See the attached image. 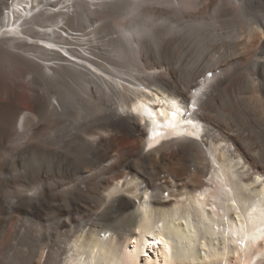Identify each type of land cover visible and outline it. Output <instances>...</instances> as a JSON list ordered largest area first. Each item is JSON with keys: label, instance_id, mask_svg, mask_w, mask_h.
Segmentation results:
<instances>
[{"label": "bare ground", "instance_id": "obj_1", "mask_svg": "<svg viewBox=\"0 0 264 264\" xmlns=\"http://www.w3.org/2000/svg\"><path fill=\"white\" fill-rule=\"evenodd\" d=\"M0 264H264V0H0Z\"/></svg>", "mask_w": 264, "mask_h": 264}, {"label": "rangeland", "instance_id": "obj_2", "mask_svg": "<svg viewBox=\"0 0 264 264\" xmlns=\"http://www.w3.org/2000/svg\"><path fill=\"white\" fill-rule=\"evenodd\" d=\"M70 57H71V58H74L73 55H71ZM75 57H76V56H75ZM165 196H167V195L165 194ZM149 241H153V239L150 238ZM134 242H135V241H134ZM134 242H133V243H134ZM133 243H131V244H133Z\"/></svg>", "mask_w": 264, "mask_h": 264}, {"label": "snow or ice", "instance_id": "obj_3", "mask_svg": "<svg viewBox=\"0 0 264 264\" xmlns=\"http://www.w3.org/2000/svg\"><path fill=\"white\" fill-rule=\"evenodd\" d=\"M174 115V114H173Z\"/></svg>", "mask_w": 264, "mask_h": 264}]
</instances>
